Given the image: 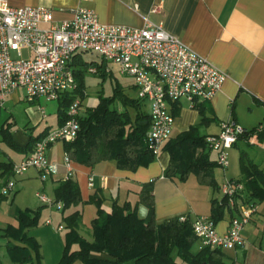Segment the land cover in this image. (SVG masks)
<instances>
[{
	"label": "crops",
	"instance_id": "1",
	"mask_svg": "<svg viewBox=\"0 0 264 264\" xmlns=\"http://www.w3.org/2000/svg\"><path fill=\"white\" fill-rule=\"evenodd\" d=\"M0 1L14 8L29 6L49 9L54 23L69 20L71 18L70 12L73 9L85 8L93 10L98 17V21L104 25L142 28L145 18L154 24H163L166 32L178 38L228 76L220 91L210 101L206 102L205 117L209 122L201 127L200 134L205 137L217 135L220 132L221 122L233 121L247 132L253 131L249 140L250 146L257 148L253 162L255 164L258 162L264 163V0ZM49 26V24L43 25V27ZM78 55L73 59L72 65L76 64L77 61H83L81 54ZM99 67L104 68V65L101 64ZM100 75H105V73L101 71ZM132 90L136 93L134 82ZM41 100L44 99L31 104L35 108L27 110V117L31 124L29 123V127L27 126L24 130H15L16 120L13 115L10 114L3 120L0 111V125L5 121L11 124L12 138L20 146H25L30 136L37 138L41 134H46L59 127L58 108L55 121L50 123L47 121L48 117L45 109L39 105ZM22 102H26L25 95L24 91L19 89L8 95L2 106L8 104L11 108H16ZM176 103L177 110L174 115L172 137L187 132L199 122V112L191 107L187 100L182 99ZM172 108L170 104L171 113ZM41 109H43V112ZM144 111L148 114L147 104ZM260 126L263 130L258 134H254ZM240 143L244 144L237 141V144L233 147H238ZM4 146L0 143L1 152H5ZM212 153L214 152H210V158L216 162V153L214 158H212ZM5 155L7 158L0 153V161L11 159L16 163L25 157L14 153L16 158L13 159L6 152ZM64 156L63 142H57L47 152L49 162L60 165V175L65 173V168L62 167ZM168 163L169 155L165 152H162L148 167H140L136 171L120 170L112 162L101 163L93 168L71 162L73 174L70 179L77 183L83 202H86L96 190H100L104 198L103 208L106 211L111 210L114 202L128 204L131 208L136 207L137 214L141 219H146L148 209L143 205H138L137 202L143 185L153 181L154 221L156 224L180 216H188L190 219L198 216L210 217L211 200L218 202L221 195L217 197L210 196V192H208L201 199L197 188L193 189L195 192L186 191L184 187H186L191 176L185 182L164 178L163 171ZM228 168L225 171L214 169L218 189H212L213 194L215 192L219 193L220 183L217 182V170L222 173L223 178L228 173ZM35 176L38 177L36 171ZM91 176L93 182L92 186H89ZM236 180H240V178ZM195 181L197 182L196 178ZM57 183L55 180H50L52 193ZM197 185L200 186L198 182ZM200 187L211 189L206 186ZM4 197V199H0V217L5 210V205L8 203V196ZM245 198L246 192L243 194V199ZM41 205L43 204L41 203ZM80 209L81 224L79 233L91 241L92 239L86 237V233H92L91 222L95 215V209L88 204H84ZM55 211L57 210L54 207L46 206L39 210L41 212L40 216L42 217L44 214L45 218L42 223L43 228L32 230V235L35 238L40 240V235L35 236V234L42 229L45 236H53L49 231L50 227H53L56 232L64 233L63 218L66 213L57 211L59 214L58 220L56 219L58 224L55 225ZM16 212L14 210L12 215L13 222L0 226V235L9 225L15 226L17 224ZM230 219L231 213L225 210L223 217L216 222V231L219 235L226 232ZM47 221H50L49 225L46 224ZM59 226H62L63 229L58 230ZM242 236L246 241V245L240 249L229 250L233 252V258H228L234 264H264V250L262 248L264 242V216L260 213V207L258 213L252 217L243 229ZM6 243L7 240L0 236V264H12L6 251ZM75 264L82 263L76 262Z\"/></svg>",
	"mask_w": 264,
	"mask_h": 264
},
{
	"label": "built area",
	"instance_id": "2",
	"mask_svg": "<svg viewBox=\"0 0 264 264\" xmlns=\"http://www.w3.org/2000/svg\"><path fill=\"white\" fill-rule=\"evenodd\" d=\"M71 18L52 21L51 10L42 7H10L0 1V106L8 95L23 90L28 104L40 99L59 101L63 95H75L78 84L73 73L76 55L89 52L105 62L118 66L120 73L129 76L136 88V96L149 108L150 127L146 135L149 151L158 158L162 148L172 137L174 115L169 105L182 99L193 107L196 102L210 101L222 87L227 74L198 55L178 38L169 34L163 24L144 19L142 28L104 25L93 10L76 8ZM49 24V27L43 25ZM110 74L104 66L92 64L87 73ZM82 102L76 97L66 110L63 125L47 132L34 146L33 152L14 163V176L33 169L42 182L67 181L73 171L65 155L60 175L59 164L48 160L47 152L57 142H73L79 132ZM43 112V109H41ZM263 130L258 127L254 134ZM246 130L233 121L220 123V132L205 138L206 147L216 153V164L222 170L229 167V149ZM93 177L89 178L92 186ZM15 183L11 180L0 190L2 196L12 195ZM244 184L224 178L219 186L220 204L232 215L225 233L219 235L216 222L209 216L191 219L192 229L201 247L236 250L246 241L243 229L258 213L259 204L243 199ZM46 207L62 211V202L46 194L38 195ZM184 222L186 216H180ZM47 225L50 221L46 222ZM58 230L63 227L59 226Z\"/></svg>",
	"mask_w": 264,
	"mask_h": 264
},
{
	"label": "trees",
	"instance_id": "3",
	"mask_svg": "<svg viewBox=\"0 0 264 264\" xmlns=\"http://www.w3.org/2000/svg\"><path fill=\"white\" fill-rule=\"evenodd\" d=\"M92 64L80 60L72 65L78 91L75 95H63L59 99V126L64 124L66 110L72 101L76 97L81 102L85 99L84 75ZM144 104L143 100L125 94L117 84L111 97L100 96L98 105L88 108L79 118L80 129L76 139L64 143L65 155L71 162L89 168L107 162L126 171L148 167L157 158L146 144L150 118L144 111ZM176 104L171 103L173 115L177 110ZM193 108L199 112V122L187 132L171 137L162 148V152L169 155L163 177L185 182L193 175L200 186L217 190L214 177L216 162L210 158L206 137L200 134L201 127L209 122L205 117L206 102H196ZM252 134L253 131H246L238 141L250 146ZM44 135L37 138L30 136L28 143L20 146L12 138L11 124L5 121L0 125V143L22 157L30 155L35 143ZM0 153L7 158L5 152ZM13 165L11 159L0 161V189L14 176ZM240 172L239 181L245 186V200L257 204L264 202V170L249 160L243 151L240 155ZM53 195L56 202H62V212L66 213L63 218L64 251L57 264H178L177 259L183 264H234L221 249L200 247L196 253L191 252L198 239L188 216L184 222L174 217L156 224L153 181L143 185L137 202L148 209L146 219H141L136 207L131 208L128 204L114 202L111 210L106 211L100 190L83 202L77 183L71 179L59 181ZM4 198L0 194V199ZM84 204L92 205L95 209L91 241L79 233L80 208ZM225 209L224 203L211 200L210 217L217 222L223 217ZM39 216V211L17 210V224L9 225L0 235L7 240L6 251L12 264H40L39 245L28 236V231L38 224Z\"/></svg>",
	"mask_w": 264,
	"mask_h": 264
},
{
	"label": "rangeland",
	"instance_id": "4",
	"mask_svg": "<svg viewBox=\"0 0 264 264\" xmlns=\"http://www.w3.org/2000/svg\"><path fill=\"white\" fill-rule=\"evenodd\" d=\"M82 60L87 62L88 64L93 63L95 65H104L111 70L110 74L104 75L103 77L100 74L92 75L89 73H85L84 75V82H85V99L82 101V114L84 115L88 108L95 107L99 103V97L102 96L104 98H109L113 95L114 89L117 84H119L123 89L125 94L130 97H136V93L132 90L133 80L127 76L120 73V70L117 65L112 64L110 62H105L100 56L96 54H92L89 52H84L81 54ZM39 105L43 107L46 111V116L48 117L47 121L52 123L55 121L56 118V111L58 108V101L52 102H45L41 100ZM35 108L33 105L28 104L26 102H22L18 107L11 108L8 104L5 106H0L1 111V118L4 120L10 114L16 120V128L15 130H24L28 124L30 123L27 117V110ZM146 108V104H144V110ZM130 113L133 114V111L130 110ZM31 124V123H30ZM45 124V123H44ZM43 125V124H42ZM29 127V126H28ZM35 134V132H34ZM4 151L10 156L15 159L16 156L12 153L8 148L5 146L3 147ZM245 152L248 156L249 160L253 162L255 157V152L257 151L256 147L247 146L245 144H239L238 147H233L229 149L230 154V166L228 168V173L222 178V173L220 171L221 168L217 166L215 169L217 170V182L222 183L224 178L227 179H241V172H240V155L241 153ZM215 157V153H212V158ZM256 165L259 168H264V163L258 162ZM15 183V195H11L7 197L8 203L5 205V210L0 217V226L7 225L13 222V212L14 210H22L25 211L26 209H34L33 211H39L43 208L44 205H41L38 195L39 194H46L49 198H53L52 189L50 186V181L42 182L39 177L35 176V171L30 169L25 173L13 176L11 178ZM186 191H193L194 188H197L199 197L202 199V196L206 195L208 192L210 196H219L221 195L218 192L213 194L212 189L203 188L197 185L194 176H191L188 180L186 187H184ZM195 192V191H193ZM189 193V192H188ZM221 197L218 202H221ZM45 207V206H44ZM260 213L264 216V202L259 203ZM226 210V209H225ZM41 214V212H40ZM56 215V216H55ZM58 212H54V224L57 225L58 223ZM38 219V224L31 228L28 231V236L33 238L37 244L39 245V253H40V264H57L64 251V233L63 232H56L53 230V227H50L49 231L52 233L53 236H45L43 234V229L35 234V236L40 235V240L35 238L32 234L35 229H41L42 223L44 220V214ZM57 219V220H56ZM33 230V231H32ZM86 237L92 239V233L87 234ZM199 241L191 249L192 253H196L198 249H200ZM262 248L264 250V242L262 244ZM224 254L228 257L233 258V252L229 250H223ZM174 258L175 255H174ZM178 264H183L179 259L176 260Z\"/></svg>",
	"mask_w": 264,
	"mask_h": 264
}]
</instances>
